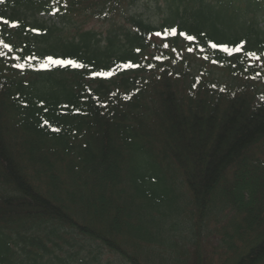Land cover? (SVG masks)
Returning a JSON list of instances; mask_svg holds the SVG:
<instances>
[{"label": "trees", "instance_id": "16d2710c", "mask_svg": "<svg viewBox=\"0 0 264 264\" xmlns=\"http://www.w3.org/2000/svg\"><path fill=\"white\" fill-rule=\"evenodd\" d=\"M141 1L0 0V264H264V0Z\"/></svg>", "mask_w": 264, "mask_h": 264}, {"label": "rangeland", "instance_id": "374dc122", "mask_svg": "<svg viewBox=\"0 0 264 264\" xmlns=\"http://www.w3.org/2000/svg\"><path fill=\"white\" fill-rule=\"evenodd\" d=\"M138 13L142 15V17L149 23L155 22L157 18V12L153 7V4L150 0H142L138 7ZM47 23L56 22L55 20H51L49 18H43ZM88 28H92L97 32H102L105 30L106 26H102L100 23H96L94 21L90 22L87 26ZM104 264H118L113 258H104Z\"/></svg>", "mask_w": 264, "mask_h": 264}, {"label": "snow or ice", "instance_id": "6c2138e0", "mask_svg": "<svg viewBox=\"0 0 264 264\" xmlns=\"http://www.w3.org/2000/svg\"><path fill=\"white\" fill-rule=\"evenodd\" d=\"M5 23H8V22L5 21ZM171 32H172V34H176V29H172ZM157 35H159V33ZM180 35H186V34L180 33ZM187 38L189 40L193 39V37H191V36H188ZM4 47H9V46L7 44H5ZM212 47L215 48V47H217V45L213 44ZM223 50L225 52H232V51L240 52L242 50V45L241 46H237V47H235L233 49H229L227 46H223ZM251 55L255 56V53H252ZM47 63L48 64H53V65H60V66H71V67H75V68L83 67V65H80V64H78V63H76L75 61H72V60H56V59H52L51 57L47 58ZM111 74L112 73L109 72V73H103L102 75L110 76ZM97 75H101V74H97Z\"/></svg>", "mask_w": 264, "mask_h": 264}]
</instances>
